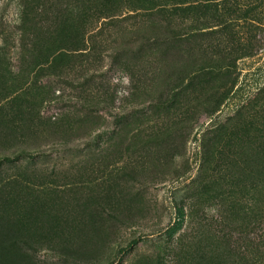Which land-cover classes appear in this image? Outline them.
Returning <instances> with one entry per match:
<instances>
[{"label":"rangeland","instance_id":"374dc122","mask_svg":"<svg viewBox=\"0 0 264 264\" xmlns=\"http://www.w3.org/2000/svg\"><path fill=\"white\" fill-rule=\"evenodd\" d=\"M39 1V15L24 26V0H0V61L15 75L31 68L36 43L78 7ZM258 1L227 5L224 34L217 21L203 30L173 22V39L162 23L141 53L128 32L138 23L99 20L56 73L46 66L29 77L36 102L44 100L17 121L18 132L0 125V217L9 220L29 190L62 217L66 235L54 249L27 247L31 264H134L156 260L164 247V263L175 264L185 234L206 226L240 234L237 222L227 229L225 198L259 151L240 133L248 123L255 136L264 116V15L259 8L255 23L240 12ZM180 210L186 218L177 225Z\"/></svg>","mask_w":264,"mask_h":264},{"label":"trees","instance_id":"16d2710c","mask_svg":"<svg viewBox=\"0 0 264 264\" xmlns=\"http://www.w3.org/2000/svg\"><path fill=\"white\" fill-rule=\"evenodd\" d=\"M235 1L77 0L78 7H73L68 17L59 23L58 31L49 33L44 40L36 43L34 52L38 54L34 57L28 71L15 75L11 71L8 72L7 69L4 70L0 61L1 129L3 131L10 130L9 133L13 134L18 132L20 124L17 121L27 117V112L32 115L34 104L38 106L43 104V98L38 99V103L36 102L37 97L33 96L35 89L33 84H30L29 77L35 74L38 78L43 74L39 70L46 66L49 68V72L56 73L55 70L62 66L68 58L64 53L72 51L69 49H77L79 34L83 33L85 36L93 32L95 22L105 19H110L112 22L134 20L138 24L128 28L130 29L128 32L131 37L134 36L136 47L140 48L139 53H141L144 48L148 47L145 36L151 34L158 37V34L155 33L161 32L160 30L165 27L162 23L169 24L165 30L171 34L173 39L177 35L179 36L177 33L179 24L190 21L199 23L201 30L207 28L211 20L217 21L219 25H224L222 26L224 34L227 31V24H225L227 5ZM259 1L250 3L244 7V11L243 9L240 11L244 12L243 19L259 23L256 21L260 20L251 18L252 15L259 12V8L264 15V0ZM39 4V0H24L22 12L24 26L34 22L39 15ZM123 9L127 11L126 16L122 12ZM173 22L177 23L178 28L172 25ZM145 24H148L146 28ZM191 30H195V27L193 26ZM222 65L220 58L216 66L221 67ZM2 70H4L3 73H1ZM211 77H214L213 74ZM28 98H31L33 102H30ZM23 104L25 105L23 106ZM219 107L212 110L215 112ZM250 125L252 126V123ZM244 127L240 130L242 139L249 140L248 148L251 151L257 150L253 149L255 143L254 146L259 151L253 158L257 157V160L256 162L252 161L253 166L240 170V182L237 181V178H231L234 181L229 184L227 198H225L227 199V229L231 228L233 222H237L240 234L236 236V234L233 235L227 231V236L219 235V233L210 230L211 226L200 228L196 234H185L179 239L176 247L175 264H264V116L258 123L259 128L256 129L255 136L250 133L248 123ZM215 130H217L215 133H218V129ZM250 138L256 139V141L252 143ZM230 148L231 146L227 143V149ZM238 149L239 147L236 146L232 152L235 154ZM233 153L228 155L232 157ZM25 154L28 153L25 152ZM233 163L235 167L238 166L235 162ZM233 175L229 174L227 177ZM210 193L208 196H211ZM256 195H258V199L254 197ZM215 196L219 198L225 194L221 192ZM212 199L214 198H210V200ZM43 205L49 207L35 192L28 190V192L25 191L24 196L20 197L18 203L14 204V209L11 211L12 217L9 220L0 217V264H24V262L31 264L26 253L27 247H31V245L43 246L48 243L46 246L54 249V244L57 245L63 238H66L62 217L54 216L51 209L44 211ZM190 216L194 218L193 211ZM185 218V212L180 210L179 224L177 225H181L180 223H183ZM2 226L4 228H1ZM176 231L173 228L170 236L173 237ZM25 232L30 235L26 237ZM166 251L165 247L160 249L157 254L158 258L154 261L149 258H141L134 264H165L162 254Z\"/></svg>","mask_w":264,"mask_h":264}]
</instances>
